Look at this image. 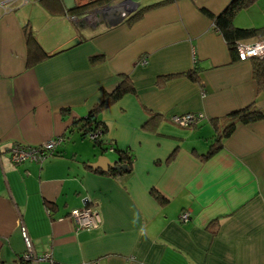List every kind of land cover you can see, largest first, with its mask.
Returning <instances> with one entry per match:
<instances>
[{
	"label": "crops",
	"instance_id": "obj_1",
	"mask_svg": "<svg viewBox=\"0 0 264 264\" xmlns=\"http://www.w3.org/2000/svg\"><path fill=\"white\" fill-rule=\"evenodd\" d=\"M161 1L109 0L81 21L86 13L30 0L0 16V264H20L23 224L36 252L52 255L40 264H264V119L238 122L221 149L204 157L225 116L251 104L264 108L251 59L234 61L201 10L217 15L231 0H172L126 21ZM234 24L264 27V0L241 10ZM27 28L49 54L33 66ZM197 64L196 80L162 79ZM123 78L135 90L99 113L102 148L75 121ZM189 113L204 118L190 127L174 122ZM56 137L63 142L43 163L10 160L12 144ZM115 148L133 154L130 171L113 177L88 166L102 154L116 160ZM153 189L170 201L161 204ZM86 200L101 213L97 229H79L68 217Z\"/></svg>",
	"mask_w": 264,
	"mask_h": 264
},
{
	"label": "trees",
	"instance_id": "obj_2",
	"mask_svg": "<svg viewBox=\"0 0 264 264\" xmlns=\"http://www.w3.org/2000/svg\"><path fill=\"white\" fill-rule=\"evenodd\" d=\"M44 5L55 12L65 11L69 14H85L88 10L92 8H96L104 5L109 0H93L88 3L77 5L72 11H69L65 7V3L63 0H40ZM172 0H164L160 3H156L154 5H148L142 7L135 12H132L127 17V22L132 23L140 19L143 14L154 6L167 4ZM256 0H231L227 7L219 14H214L210 12L206 8H202L201 10L213 18L214 20V28L218 31L227 42L232 58L234 61L239 60V52H238V43L241 41H247L249 39H259L264 37V27H239L234 24L235 16L243 9L252 5ZM27 44H28V66H33L43 59L49 57V54L45 51L43 46L39 43L35 32L31 28H27ZM252 66H253V75L254 79L257 83L259 90H264V56L263 57H253L251 58ZM200 67L195 65V67L191 70L185 72L178 73H170L162 76V79L169 80L178 76L186 75L194 80L199 78ZM135 88L133 84L128 81V79L123 78L122 82L119 86L111 93H105L103 101L95 106L90 113L75 121V124H79L83 134L87 136V134L95 129H101L104 133L106 130V124L100 119L99 113L111 103L117 101L123 94L134 91ZM264 119V108H258L254 104L248 105L244 108L235 110L225 116V126L222 132L216 138V140L211 144L208 152L205 154V158L210 157L216 151L221 149L223 145V139L227 136H230L232 132L235 130L236 124L238 122L249 124L254 123L259 120ZM94 143L96 145L105 148L108 143H106L102 137L94 139ZM118 152L117 163L115 167H111L108 172L110 176H117V174L122 172L130 171L132 163H133V154L130 150L118 149L115 148ZM175 153V152H174ZM173 153V154H174ZM172 154V156H173ZM125 166L126 169L122 167ZM93 169V168H92ZM95 170V169H93ZM99 171V170H95ZM101 172V171H99ZM104 173V172H103ZM153 195L161 204H167L170 199L160 190L153 189Z\"/></svg>",
	"mask_w": 264,
	"mask_h": 264
},
{
	"label": "built area",
	"instance_id": "obj_3",
	"mask_svg": "<svg viewBox=\"0 0 264 264\" xmlns=\"http://www.w3.org/2000/svg\"><path fill=\"white\" fill-rule=\"evenodd\" d=\"M30 0H0V16L4 13L15 10L17 7L28 3ZM134 7L126 10L130 13ZM125 12V13H126ZM240 60H247L253 57L264 56V37L255 41H241L237 45ZM144 61V60H143ZM204 118L202 113H189L177 115L173 117L174 122L190 127L196 125L198 121ZM94 141L103 136L101 129H95L87 134ZM63 142L62 137H56L39 145H25L22 143H14L9 148L10 160L15 164L26 162L43 163L48 158L57 154L59 147ZM69 218L76 222L77 227L83 229H97L102 224V216L99 210L86 200L85 204L80 208H75L71 211ZM191 219L189 211H184L181 214V221L188 222ZM21 232L25 241L26 251L19 259L20 264H40L43 261L52 260L50 253L38 254L36 252L32 238L26 226H21ZM92 264H100L99 261H94Z\"/></svg>",
	"mask_w": 264,
	"mask_h": 264
},
{
	"label": "water",
	"instance_id": "obj_4",
	"mask_svg": "<svg viewBox=\"0 0 264 264\" xmlns=\"http://www.w3.org/2000/svg\"><path fill=\"white\" fill-rule=\"evenodd\" d=\"M63 1L65 3L67 10L69 11H72L77 6L75 0H63ZM122 4H123V1H122ZM138 6H139V3H135V8ZM101 10L102 9L95 8L93 11L86 13V15L81 19V21H88L92 13L94 12L99 13ZM122 17H120V20L123 19ZM78 41L79 39L74 40L73 42L66 45L62 50H66L70 47H73L75 43H77ZM116 163H117V159L111 160L107 155L102 154L101 156L98 157L97 161L93 163H89L88 166L95 170H101L102 172H108L111 167H115ZM122 168L126 169L125 166H123Z\"/></svg>",
	"mask_w": 264,
	"mask_h": 264
},
{
	"label": "flooded vegetation",
	"instance_id": "obj_5",
	"mask_svg": "<svg viewBox=\"0 0 264 264\" xmlns=\"http://www.w3.org/2000/svg\"><path fill=\"white\" fill-rule=\"evenodd\" d=\"M122 1H123V3H124V2H126L127 0H122ZM129 9H130V8H129Z\"/></svg>",
	"mask_w": 264,
	"mask_h": 264
},
{
	"label": "bare ground",
	"instance_id": "obj_6",
	"mask_svg": "<svg viewBox=\"0 0 264 264\" xmlns=\"http://www.w3.org/2000/svg\"><path fill=\"white\" fill-rule=\"evenodd\" d=\"M123 4H124V3H123ZM121 5H122V4H121ZM121 5H120V6H121ZM130 8H131V7H130Z\"/></svg>",
	"mask_w": 264,
	"mask_h": 264
}]
</instances>
